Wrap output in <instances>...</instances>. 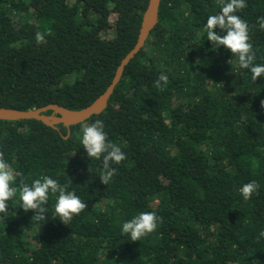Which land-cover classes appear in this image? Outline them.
Instances as JSON below:
<instances>
[{"label":"trees","instance_id":"16d2710c","mask_svg":"<svg viewBox=\"0 0 264 264\" xmlns=\"http://www.w3.org/2000/svg\"><path fill=\"white\" fill-rule=\"evenodd\" d=\"M147 2L0 0V107L88 106L134 47ZM246 3L237 14L264 64V0ZM219 12L217 0H161L107 107L82 124L0 120V151L26 183L49 176L88 205L65 225L50 195L46 222H32L17 194L0 214V264H264V77L253 82L229 50L213 49L202 28ZM96 120L126 155L109 185L81 144ZM253 180L258 194L245 201L239 190ZM143 212L162 222L133 242L122 225Z\"/></svg>","mask_w":264,"mask_h":264},{"label":"clouds","instance_id":"9594fccd","mask_svg":"<svg viewBox=\"0 0 264 264\" xmlns=\"http://www.w3.org/2000/svg\"><path fill=\"white\" fill-rule=\"evenodd\" d=\"M217 4L220 5V12L208 16L202 32L206 33V38L212 43L213 49L223 46L229 50L232 57L237 59L239 67L248 69L251 72V80L256 82L258 78L264 77V64L255 63L256 52L250 42V26L237 14L247 7L246 0H217ZM257 23L259 28L264 30V16L259 17ZM217 29L224 34H219ZM45 35L44 32H37L34 37L36 43H45ZM47 35L51 33L48 32ZM168 83V76L162 72L154 81V87L159 89L167 86ZM261 105L264 106V101H261ZM81 131V144L88 158L102 161L104 171L99 175L100 182L109 185L117 174V169L113 165L125 161V153L109 140L102 120L84 125ZM18 177L20 179L17 187ZM68 187L69 185H61L49 176L35 179L29 185L25 182L23 174L16 172L5 160L4 152L0 151V214H7L8 202L18 194L23 211L27 213L31 210L35 213L31 218L32 222L45 223L48 218L46 205L51 195L56 197L54 205L56 217L67 225L73 217L79 216L88 207L75 191H69ZM258 190L259 185L253 180L245 183L239 191L243 199L248 201L253 194H258ZM160 222L162 217L157 216L155 212H143L124 222L122 233L130 236L133 242L140 241L154 233ZM260 236H264V232H261Z\"/></svg>","mask_w":264,"mask_h":264},{"label":"water","instance_id":"95a60500","mask_svg":"<svg viewBox=\"0 0 264 264\" xmlns=\"http://www.w3.org/2000/svg\"><path fill=\"white\" fill-rule=\"evenodd\" d=\"M161 0H148L146 8L142 14L138 35L134 47L122 58L115 70V74L109 86L92 103L80 110L65 109L56 104H49L37 109L26 111L8 109L0 107V120L2 121H24L35 120L43 125L57 129L61 125L65 128L76 126L86 122L90 117L99 115L104 111L109 102L115 86L119 82L125 66L138 54L144 47V44L155 28L158 22V9ZM50 111V115L45 113Z\"/></svg>","mask_w":264,"mask_h":264}]
</instances>
